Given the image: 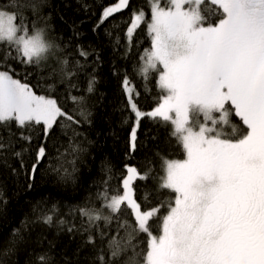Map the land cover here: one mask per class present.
Segmentation results:
<instances>
[{
  "label": "snow or ice",
  "instance_id": "snow-or-ice-1",
  "mask_svg": "<svg viewBox=\"0 0 264 264\" xmlns=\"http://www.w3.org/2000/svg\"><path fill=\"white\" fill-rule=\"evenodd\" d=\"M13 7L15 12L0 9V43L8 48L0 53V129L10 135L13 127L20 129V139L30 144L27 132L46 138L61 120L80 121L56 97L38 95L15 78L9 60L27 75L57 57L61 82L76 73L43 29L25 26L21 0H12ZM124 10L131 11V0L107 7L101 22ZM129 23V38L146 27L150 47L141 57L140 74L148 79L158 73L161 92L158 106L141 111L129 79H123L135 122L148 117L170 123L185 158L164 160L160 188L172 195L163 213L164 205L142 208L134 184L149 173L131 166L120 187L98 194L100 209H79L87 218L86 244L95 253L94 264H264V0H150V18L140 10ZM78 51L87 60L89 52ZM94 83L89 80V93ZM83 99L72 97L75 103ZM233 116L242 124L239 134ZM131 140L134 150L136 128ZM5 147L12 142L6 145L0 137V149ZM45 157L41 145L37 163ZM31 171L36 172V164ZM114 220L123 236L106 231ZM51 222L52 216L44 217V223Z\"/></svg>",
  "mask_w": 264,
  "mask_h": 264
},
{
  "label": "trees",
  "instance_id": "trees-1",
  "mask_svg": "<svg viewBox=\"0 0 264 264\" xmlns=\"http://www.w3.org/2000/svg\"><path fill=\"white\" fill-rule=\"evenodd\" d=\"M116 2L21 0L25 26L43 29L46 39L60 49L58 56L66 58L68 68L76 74L61 82L57 57L27 75L23 66L9 60L15 66V78L28 83L38 95L56 97L80 122L61 120V126L46 138L39 131L27 132L32 138L30 144L20 139V129L13 127L11 135L0 129L3 142H12V147L0 149V264H94L95 253L86 244L87 218L80 215L79 209H100L98 194L108 186L109 191L120 187L126 166L149 173L147 180L134 184L142 208L164 205L160 211H166L172 194L160 188L164 160L184 159V150L172 135L170 123L148 117L136 124L133 150L135 119L122 84L123 79H129L141 111L158 106V73L152 72L148 79L140 74L141 57L150 47L146 27L141 25L131 38L126 33L133 13L143 10L150 18V0H131V11L124 10L101 22L104 10ZM11 3L0 0V9L15 12L14 7L9 8ZM80 47L89 52L87 60L79 56ZM5 51L7 46L0 43V53ZM90 79L95 83L89 93ZM73 96L84 99L75 103ZM232 123L237 126V134L243 131L238 117L233 116ZM225 132L231 133L232 129L225 128ZM41 145L46 147V157L37 163ZM16 152L21 155L16 156ZM45 216H52V222L44 223ZM156 230L154 226V233ZM106 231L109 236L117 231L124 235L115 220ZM131 253L129 249L128 255Z\"/></svg>",
  "mask_w": 264,
  "mask_h": 264
},
{
  "label": "rangeland",
  "instance_id": "rangeland-1",
  "mask_svg": "<svg viewBox=\"0 0 264 264\" xmlns=\"http://www.w3.org/2000/svg\"><path fill=\"white\" fill-rule=\"evenodd\" d=\"M130 26V25H129ZM131 87V86H130ZM126 93V92H125ZM126 97H127V93H126ZM134 128H136V122H135V126H134ZM131 142H132V140H131Z\"/></svg>",
  "mask_w": 264,
  "mask_h": 264
}]
</instances>
